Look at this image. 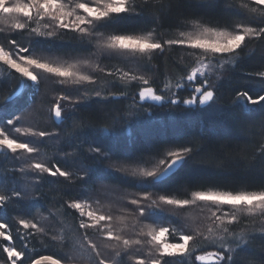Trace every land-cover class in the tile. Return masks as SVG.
I'll list each match as a JSON object with an SVG mask.
<instances>
[{
    "label": "snow or ice",
    "instance_id": "snow-or-ice-1",
    "mask_svg": "<svg viewBox=\"0 0 264 264\" xmlns=\"http://www.w3.org/2000/svg\"><path fill=\"white\" fill-rule=\"evenodd\" d=\"M257 239L264 0H0V264H264Z\"/></svg>",
    "mask_w": 264,
    "mask_h": 264
},
{
    "label": "trees",
    "instance_id": "trees-1",
    "mask_svg": "<svg viewBox=\"0 0 264 264\" xmlns=\"http://www.w3.org/2000/svg\"><path fill=\"white\" fill-rule=\"evenodd\" d=\"M17 39L22 40V37H20L18 35ZM249 47H252V45L250 44ZM178 55H179L178 52L170 54L171 57L178 56ZM259 63H260V57H259V54H257L256 56L244 61L243 68L238 69L237 72L234 73V77H238V76L242 75V73L244 71H247V70H250V69L257 67ZM160 65H161V71L164 70L165 66H167L169 69H171L173 67L172 59L169 58V60L167 62H165L164 58H161ZM240 83L243 84L244 82L241 81ZM222 92H223L222 102H229L231 99V96L234 94L231 92V86L228 85L227 83H225L222 87ZM119 106L120 105H109L108 107L114 108V107H119ZM259 115H260V113L257 112L256 114H254L249 119H252V120L257 119L259 117ZM132 135L134 137H141L143 134L139 129L133 128ZM232 136H233V139L230 141L232 147L236 148V149L243 150L246 146L248 136H246L239 128H233ZM262 247H264V241L257 239L252 244L250 251L247 255L255 256L258 258L261 255V248ZM56 251H57V246L49 243L47 248H41L37 254L33 255V259L38 258L39 255L54 254Z\"/></svg>",
    "mask_w": 264,
    "mask_h": 264
}]
</instances>
